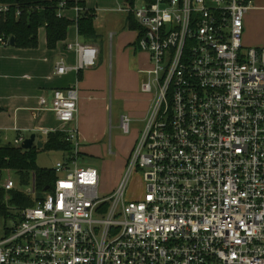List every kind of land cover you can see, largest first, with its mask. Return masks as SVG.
Masks as SVG:
<instances>
[{"label": "built area", "instance_id": "2783aa9c", "mask_svg": "<svg viewBox=\"0 0 264 264\" xmlns=\"http://www.w3.org/2000/svg\"><path fill=\"white\" fill-rule=\"evenodd\" d=\"M140 1L116 9L133 17L149 63L139 86L149 110L121 182L101 198L97 171L79 165L77 87L40 99L71 151L40 195L34 178L21 188L6 171L5 192L20 190L35 205L12 211L18 221L3 228L0 264H264V41L243 44L245 17L259 10L252 0ZM58 7L61 18L65 2ZM8 8L0 4V15ZM66 50L75 65L61 60L56 75L95 67V47ZM119 128L128 135L131 119L122 116ZM134 172L144 193L128 200Z\"/></svg>", "mask_w": 264, "mask_h": 264}, {"label": "crops", "instance_id": "0c3cea01", "mask_svg": "<svg viewBox=\"0 0 264 264\" xmlns=\"http://www.w3.org/2000/svg\"><path fill=\"white\" fill-rule=\"evenodd\" d=\"M123 2L86 0V8L94 13L95 40L85 41L73 24L68 28L65 40L53 50L46 47L44 29L38 31V47L34 50L0 47V137L4 142L12 144L17 137L25 140L34 136L33 145L36 141L41 145L46 138L44 132L60 131L63 126L52 112L39 111V102L43 98L49 104L54 90L73 86L78 91L76 121L81 156H96L100 154V148L106 150L107 146L102 145V141L109 121L118 122L119 128L120 118L124 115L131 119L129 134L133 132L134 142L137 140L149 110V98L139 90L145 78L141 71L147 70L149 63L148 55L142 51L141 54L137 47L138 31L128 29L127 17L116 11ZM252 2L259 10L254 12L261 15L264 0ZM62 17L73 23L78 19L73 9L63 10ZM263 41L264 35L260 43ZM74 42L97 49L95 67L78 73L69 71L62 76L56 75L55 68L61 60L68 68L75 65L74 53L66 50V44ZM115 58L118 65L113 85L112 65ZM143 97L146 101L142 100ZM24 134L30 136L24 137ZM8 138L10 141H7Z\"/></svg>", "mask_w": 264, "mask_h": 264}, {"label": "trees", "instance_id": "16d2710c", "mask_svg": "<svg viewBox=\"0 0 264 264\" xmlns=\"http://www.w3.org/2000/svg\"><path fill=\"white\" fill-rule=\"evenodd\" d=\"M62 1L65 2L66 9L75 7L80 9L75 23L63 17H57L58 6ZM134 1L129 0V3L132 5ZM144 1L151 3L153 0ZM0 4L9 7L6 13L0 15V36L5 40L13 38L16 49H36L38 31L44 29L46 47L48 50H53L59 42L65 40L67 30L73 24L77 28L78 35L85 41L97 38L94 29V13L86 8V0H0ZM16 12L19 14L16 15ZM127 27L132 31H138L130 15L127 17ZM39 151H59L62 154H69L71 146L65 141V134L60 131L48 133L39 148L32 145L29 150L0 142V184L4 180L6 171L16 176L21 188L31 184L32 178H34L37 192L54 184L56 180L54 170L40 169L36 165V156ZM34 205L35 200L32 196L20 190L5 192L0 185V224L2 226L7 221H18L17 215L12 213L13 210L20 211ZM4 233L8 234L9 231L5 230Z\"/></svg>", "mask_w": 264, "mask_h": 264}, {"label": "rangeland", "instance_id": "374dc122", "mask_svg": "<svg viewBox=\"0 0 264 264\" xmlns=\"http://www.w3.org/2000/svg\"><path fill=\"white\" fill-rule=\"evenodd\" d=\"M140 2H141L140 0H136L135 5L137 8L141 6ZM263 35H264V27H263L262 16L259 13L257 14L256 12H250L245 17V29L243 34L244 46L245 47L255 46L256 44L262 41ZM144 58L145 57L143 56L142 58L143 61ZM117 65L118 64L116 63V58H115V63L113 62L112 65L113 85L116 82ZM147 67H149V64ZM125 74H127L126 71ZM129 75L131 76V74ZM142 100L146 101L144 97ZM115 104L116 101L114 100L113 106H115ZM132 134L133 132H131V134L128 135H123L121 130L118 128V122L110 120L109 126H107L105 138L102 141V145L107 146L106 150L102 151V148H100L102 152L100 151V154H97L96 156L84 155L80 157L79 160L80 166H82L83 168H92L97 171L99 177V184H98L99 197L106 198L109 195H111L113 191L118 187L119 183L121 182L125 174L127 159L131 155V152L133 151L134 145L136 143V141L134 142L133 139L135 134L134 135ZM28 136L30 135L24 134V137H28ZM8 139L9 140L7 141H10V138ZM0 142L1 144L8 143V142H4L1 137H0ZM100 143L101 142L97 144V147L100 145ZM116 145H119V147H116ZM35 146L39 148L41 145H38L36 141ZM64 158H65V154H62L59 151H52V152L39 151L36 156V165L40 169L53 170L55 168V165L59 162H62ZM10 176L14 182L17 181V178L13 173H11ZM143 184L144 183L141 173L134 172L131 175L127 185L126 198L128 200L139 199L144 193ZM37 193L38 195H40V192ZM4 226L10 228L12 226V222L7 221ZM4 226L0 224V236L3 234Z\"/></svg>", "mask_w": 264, "mask_h": 264}, {"label": "water", "instance_id": "95a60500", "mask_svg": "<svg viewBox=\"0 0 264 264\" xmlns=\"http://www.w3.org/2000/svg\"><path fill=\"white\" fill-rule=\"evenodd\" d=\"M9 46L10 47H14V39L13 38H10L9 39ZM33 142H34V136H30L28 139H25L21 145V149L22 150H29L32 145H33ZM48 190V188H45L44 189V192H46Z\"/></svg>", "mask_w": 264, "mask_h": 264}]
</instances>
